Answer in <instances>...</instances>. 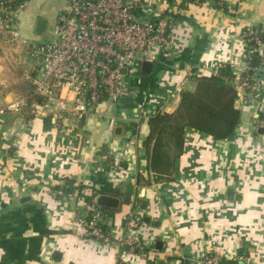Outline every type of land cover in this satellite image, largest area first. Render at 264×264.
<instances>
[{"label":"crops","instance_id":"0c3cea01","mask_svg":"<svg viewBox=\"0 0 264 264\" xmlns=\"http://www.w3.org/2000/svg\"><path fill=\"white\" fill-rule=\"evenodd\" d=\"M149 1L174 22L175 49L150 74L131 77L138 94L123 105L144 99L151 109L107 103L59 124L25 108L0 112V264H201L207 253L229 260L243 253L264 264V132L254 126L255 104L238 93L241 120L226 139L186 127L182 152L161 179L145 147L151 115L175 111L181 91L223 63L248 61L243 33L264 34V0ZM67 3L30 0L18 15L20 38L0 32V111L32 93L41 62L34 48L54 39ZM101 193L118 197L119 207L99 206ZM92 207L112 243L88 236L78 222ZM133 214L141 217L143 250L119 245Z\"/></svg>","mask_w":264,"mask_h":264},{"label":"built area","instance_id":"2783aa9c","mask_svg":"<svg viewBox=\"0 0 264 264\" xmlns=\"http://www.w3.org/2000/svg\"><path fill=\"white\" fill-rule=\"evenodd\" d=\"M30 0H0V32L13 39L21 36L18 15ZM149 0H68L54 27V39L34 48L41 58L37 75L31 81L33 92L23 95L1 109L14 112L28 109L35 117L53 116L59 124L66 119H82L103 104L123 102L124 97L138 94L131 77L142 63H155L175 49V24L167 16L154 11ZM259 31L248 27L244 33L246 63L229 64L235 74L234 85L245 103L255 104L259 112L254 126L264 128L263 82L247 73L250 60L257 53L264 57V41ZM127 72L124 73L123 69ZM137 69V70H136ZM188 73L192 66L187 64ZM264 72V64L262 70ZM67 90L73 98L64 94ZM147 100H140V111H147ZM162 107H154L156 110ZM260 106V107H259ZM19 131L15 133L18 134ZM78 222L88 236L112 243L104 232L102 212L94 207L81 211ZM140 215L127 221V233L119 245L143 250ZM237 264H252L251 258L238 254ZM221 257L207 253L201 264H219Z\"/></svg>","mask_w":264,"mask_h":264},{"label":"trees","instance_id":"16d2710c","mask_svg":"<svg viewBox=\"0 0 264 264\" xmlns=\"http://www.w3.org/2000/svg\"><path fill=\"white\" fill-rule=\"evenodd\" d=\"M258 35L264 41V34ZM256 57L259 59L257 65L251 61ZM251 60L247 74L254 80L262 81L264 73L257 69L264 64V57L255 53ZM234 78L232 67L223 65L217 74L200 77L194 90H182L175 111L156 112L149 117L145 147L149 154V169L158 179L171 174L174 161L183 149L186 127L206 133L214 140L232 135L241 120V112L234 104L238 97ZM103 228L108 235L107 228ZM237 263L235 259L221 258L219 264Z\"/></svg>","mask_w":264,"mask_h":264},{"label":"water","instance_id":"95a60500","mask_svg":"<svg viewBox=\"0 0 264 264\" xmlns=\"http://www.w3.org/2000/svg\"><path fill=\"white\" fill-rule=\"evenodd\" d=\"M44 23H45V20L43 18H40L38 20V27H37L38 31L42 30ZM258 62H259V59L257 57L254 58L253 63L255 65H257ZM153 65H154V63L150 62V61L143 62L142 67H141L142 72H144L146 74H150L152 72ZM123 72L126 73L127 69L124 68ZM123 100L127 103H130L134 100V95H129L127 97H124ZM258 131L264 132V128H259ZM229 195H232V191H229ZM95 199H96V203L102 207H109V208H115L116 209L120 205V199L118 197L113 196V195L101 193V194H98Z\"/></svg>","mask_w":264,"mask_h":264},{"label":"rangeland","instance_id":"374dc122","mask_svg":"<svg viewBox=\"0 0 264 264\" xmlns=\"http://www.w3.org/2000/svg\"><path fill=\"white\" fill-rule=\"evenodd\" d=\"M1 35H5L4 33H2ZM6 36H8V35H6ZM5 36V37H6ZM51 40V39H50ZM47 41H49V40H47V39H42V41H40L41 43H45V42H47ZM33 58V57H32ZM137 70V69H136ZM260 70H262V68L260 69ZM140 75V74H139ZM114 105H116L117 107H122L121 109H125L126 107H128L127 109L128 110H134L135 111V113H137L138 112V108H136V107H140V104H134V105H123V102H119V103H115ZM129 107H131V109L129 108ZM264 155V154H263ZM262 198L264 199V196H262ZM86 231V230H85ZM260 232H263V231H260ZM214 254V253H213Z\"/></svg>","mask_w":264,"mask_h":264}]
</instances>
